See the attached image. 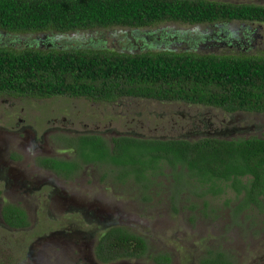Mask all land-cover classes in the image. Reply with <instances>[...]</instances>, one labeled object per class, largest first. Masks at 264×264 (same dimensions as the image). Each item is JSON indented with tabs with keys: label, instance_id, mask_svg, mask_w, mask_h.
Returning a JSON list of instances; mask_svg holds the SVG:
<instances>
[{
	"label": "trees",
	"instance_id": "obj_1",
	"mask_svg": "<svg viewBox=\"0 0 264 264\" xmlns=\"http://www.w3.org/2000/svg\"><path fill=\"white\" fill-rule=\"evenodd\" d=\"M232 22L264 24V6L213 0H0V32L49 34L18 51L0 42V93L105 103L145 99L216 108L229 115H264V57L197 53L208 36L188 37L189 31L169 28L142 31L164 23L195 27ZM112 28L128 30L123 32L133 41L147 37L151 44L140 47L147 48L140 52L129 38L120 50L63 49L57 48L59 39L53 36ZM232 36L228 47L237 48ZM41 43L47 48H39ZM110 142L111 146L92 134L66 138L65 149L76 151V159H45L43 165L65 178L88 164L118 168L119 180L133 179L148 191L143 196L145 205L157 194L149 192L156 187L154 181L166 177L173 181L169 189L174 201L191 192L202 200L204 214L210 201L230 190L236 203L234 219L247 210L264 213V136L221 138L210 133L197 139L182 135L165 139L124 135ZM181 180L186 183L179 187ZM21 210L7 205L3 218L18 227L15 222L24 215ZM147 252L144 238L117 227L105 234L96 255L110 263L140 258ZM223 257V252L209 251L202 264H233ZM153 261L169 264L171 257L158 254Z\"/></svg>",
	"mask_w": 264,
	"mask_h": 264
},
{
	"label": "rangeland",
	"instance_id": "obj_2",
	"mask_svg": "<svg viewBox=\"0 0 264 264\" xmlns=\"http://www.w3.org/2000/svg\"><path fill=\"white\" fill-rule=\"evenodd\" d=\"M213 1L264 6V0ZM160 28L189 31L188 37L208 36L209 41L201 43L196 50L197 53L204 52L203 54L219 56L243 54L264 57V24L232 22L192 27L164 23L142 31L159 30ZM123 31L128 32V30L112 28L70 33L59 37L53 34V36L55 39H59L56 41L57 48L64 47L63 49L120 50L126 46L129 38L140 52V50H147V48L140 47L151 44V40L147 37L145 40L140 38L133 41L130 36L126 37ZM230 33L233 34L232 40L237 44L238 49L228 47L227 41L230 39ZM13 35L0 32V42L9 44L12 49L18 51L27 44L35 45L33 40L47 38L49 34ZM44 44L41 43L39 48H47V45L44 46ZM9 100L13 101L9 102ZM12 103H15L16 106L11 111L12 115L8 116L5 111H8ZM20 118H24V125L34 127L36 124V129H34L38 130L40 134L45 132L47 127H53L52 123L58 121L57 124L67 130H63V133L51 134L49 132L50 134H47L48 154L51 157L68 158V160H74L76 156L73 150L65 149L66 144L62 141V137L65 139L74 138L76 131L101 135L109 146H111L112 138L124 135L165 139L176 135L197 139L210 135V133L221 138L227 135L235 137H249L253 134L258 137L264 136V115L242 112L229 115L216 108L190 106L180 102L124 98L115 103H105L68 96L41 100L25 97H0V125L12 129L17 119ZM24 138H15L13 140L14 147L20 146L23 151L28 148L29 145ZM23 159L22 157L20 161ZM28 165L32 170L31 162L28 161ZM120 170L122 171V169ZM117 172H120L118 168L109 165L88 164L83 165L74 173L73 176L76 178L73 180H66L62 176H58L59 180L52 173V175L50 173L38 174L39 180L47 176L51 177L50 181L62 183L64 194L74 195L81 204L93 206V201L100 202L102 199L100 210L106 208L107 214L117 219V223L122 222L131 231L135 230L134 234L142 236L147 242L148 252L146 255L140 258H119L112 260L111 263L155 264L153 257L164 253L171 257L169 264H201L207 258L209 251H218L225 252L235 258L237 264H264V213H258V210H247L234 219L232 210L236 203L232 190L210 201L204 214L202 200L191 192L179 195L174 201L170 191L173 181L170 178L161 177L154 181L156 187L149 191L152 193L155 190L157 194L149 205H145L143 196L148 195V191H144L142 184L133 179L130 181L119 180ZM184 182L185 180H181L179 187ZM51 191L52 186L37 191V197L41 201L35 202V210L30 211L32 208L29 210L26 206H21L30 215L28 229L5 228L1 223L2 218H0V264H55V261L63 262L62 255L60 258L53 257L57 251V247L53 245L54 242L47 248L37 241L38 238L45 233L49 234L48 232L52 229L72 224L80 223V229L83 231L97 228L94 224L85 226L75 212L57 209L56 199L51 201L48 197ZM102 191L109 197L108 199L104 198V195L101 194ZM112 193L114 196L111 195ZM227 199L233 200L226 204ZM4 202V204L9 203L8 201ZM193 204L197 205L198 209H190ZM1 206L0 202V209ZM174 207L177 211H174ZM104 214L106 216V213ZM122 218H128L127 223L120 220ZM7 221L9 220L7 219ZM24 222L25 216L20 217L15 224L21 225ZM97 234L102 235L101 232ZM29 251L30 254H28ZM85 253L83 252L81 256H84ZM213 260L216 259L213 258ZM98 261L94 260L90 264H102ZM64 264H82V261L73 258Z\"/></svg>",
	"mask_w": 264,
	"mask_h": 264
},
{
	"label": "flooded vegetation",
	"instance_id": "obj_3",
	"mask_svg": "<svg viewBox=\"0 0 264 264\" xmlns=\"http://www.w3.org/2000/svg\"><path fill=\"white\" fill-rule=\"evenodd\" d=\"M5 96L11 98L12 97L23 98V97H15L8 94L0 93V97H5ZM29 99H36V98H29ZM37 100H41V99H37ZM10 101L13 100H9V102ZM15 106H16L15 103L10 104L8 111L7 110L5 111L6 115L8 116L12 115L11 111L15 108ZM21 110L23 111V108H21ZM23 121H25L24 118L17 119V122L12 129L0 125V202L2 203L0 209V218H2L1 223L3 224V226H5V228L7 227L8 229H16L12 227L10 224H8L1 215L3 208L6 206V204H4L5 203L4 201H8L9 204H14L20 207L27 214V217L29 219L30 215L21 206H26L29 210L32 208L30 211L35 210V206H36L35 202H37L38 200H39L38 202L41 201L37 197V191L52 186V191L48 195V197L50 198L51 201L53 199H56L55 203L57 209L61 208L62 211L67 210V211L75 212L76 215L80 217L81 219L80 221H82V223L85 224V226L94 224L97 226V228L91 231H83L80 229V223L78 225L72 224L69 226L60 227L58 229L57 228L52 229L48 232L49 234L43 232L45 234L42 237H39L37 241L38 242L40 241V243L44 244L47 248L54 242L53 245L57 247V251L55 252L53 257L60 258V255H62L61 257L63 259V262L55 261L57 264H64L66 262H69L70 260H73V258L77 259L78 261H82V264L84 263L90 264L94 260L98 261L99 258L96 255L97 245L102 243V240L107 232L112 230V228H117V227L129 230V232L131 233H134L135 230L131 231L126 226H124L122 222L117 223L118 222L117 219L112 218L107 214V212L105 211L106 208H104V210H100L99 206L102 205L101 203L102 199L100 200V202L93 201L94 203L93 206L81 204V202L77 201L74 195L64 194L63 185H61L62 184L61 182H60L61 184H59L56 181H50L49 178L51 177H47V176L45 178L42 177V179L39 180L38 174L40 173L41 174L52 173L54 177L56 175L57 176L56 178L59 179L58 176L60 175L57 172L49 168H46L43 165V160L45 159L63 160L57 157H51L48 154V148L46 146L48 142L46 140V137L47 134L63 133L64 132L63 130H67V129L64 128L62 124H61L62 127H60V125L57 124L58 121H56L52 123L54 124L53 127L52 126L47 127V130L42 134H40L38 130H35L36 124L34 125V127L32 125H24ZM15 128L17 129L14 130ZM89 134H91V132H89ZM29 135L31 136L29 137ZM83 135L85 134L76 131L74 138H79L80 136ZM23 136H26L27 138H24ZM98 136L103 137L101 135ZM17 137L24 138V140L29 145V147L26 148L24 151L20 148V146L16 148L14 147L13 140ZM63 139L65 138L62 137V141L64 142ZM74 153L75 156H77V152L74 151ZM22 157L24 159L20 161ZM65 159L68 160V158ZM28 161L31 162L32 170L30 165H28ZM30 177L33 178V180H31ZM74 178L76 177L74 176H71L69 178L63 177V179L66 180H73ZM101 194L104 195L105 199L109 198L107 195H105L103 191ZM111 195L114 196V193H112ZM51 209L54 210L53 208ZM104 213H106V216ZM120 214L122 213L120 212ZM120 220H124L127 223L128 218L125 219L122 218ZM130 226L136 227L135 225H130ZM26 229H28V227L24 228L23 230ZM98 232L99 233L101 232L102 235L97 234ZM83 252L86 253L84 256H81ZM28 254H30V251L28 252ZM223 255H224L223 259L227 260L228 262H232L233 264H237L235 258L230 257L225 252H223ZM98 262L102 264H113L111 262L104 263L101 260H99Z\"/></svg>",
	"mask_w": 264,
	"mask_h": 264
},
{
	"label": "clouds",
	"instance_id": "obj_4",
	"mask_svg": "<svg viewBox=\"0 0 264 264\" xmlns=\"http://www.w3.org/2000/svg\"><path fill=\"white\" fill-rule=\"evenodd\" d=\"M1 94H3V93H1ZM7 205H14V204H6V206ZM16 206V205H15ZM18 207V206H17ZM20 208V207H19ZM4 209V208H3ZM21 212H23L24 213V215L23 214H21L20 215V217H23V216H25V222L23 223V224H21V225H18V227H16V226H13V224L11 223V222H9V221H7V220H5L8 224H10L12 227H14V228H16V229H21V230H23L24 228H27V227H29V219H28V217H27V214L23 211V210H21ZM1 215L3 216V211L1 212Z\"/></svg>",
	"mask_w": 264,
	"mask_h": 264
}]
</instances>
